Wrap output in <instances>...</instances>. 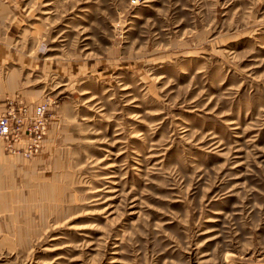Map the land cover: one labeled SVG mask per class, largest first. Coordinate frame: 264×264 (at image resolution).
<instances>
[{"label":"rangeland","instance_id":"1","mask_svg":"<svg viewBox=\"0 0 264 264\" xmlns=\"http://www.w3.org/2000/svg\"><path fill=\"white\" fill-rule=\"evenodd\" d=\"M3 2L0 264H264V0Z\"/></svg>","mask_w":264,"mask_h":264},{"label":"built area","instance_id":"2","mask_svg":"<svg viewBox=\"0 0 264 264\" xmlns=\"http://www.w3.org/2000/svg\"><path fill=\"white\" fill-rule=\"evenodd\" d=\"M51 106L50 96L36 102L23 101L18 95L6 96L5 109L0 113V139L4 149L13 152L15 146L19 147L24 142L27 151L23 155L31 157L36 154L41 148L44 134L49 131L48 112Z\"/></svg>","mask_w":264,"mask_h":264},{"label":"crops","instance_id":"3","mask_svg":"<svg viewBox=\"0 0 264 264\" xmlns=\"http://www.w3.org/2000/svg\"><path fill=\"white\" fill-rule=\"evenodd\" d=\"M3 1L4 0H0V7H2V5L4 3ZM21 34H23V32ZM15 80H16L15 76H5V78H2L0 76V99L7 91H9L10 88H12L14 85H17V82H15ZM3 107H2V104L0 103V110L5 109V105ZM48 135L50 138V132L49 131H48ZM1 154L2 153L0 151V157H1Z\"/></svg>","mask_w":264,"mask_h":264},{"label":"bare ground","instance_id":"4","mask_svg":"<svg viewBox=\"0 0 264 264\" xmlns=\"http://www.w3.org/2000/svg\"><path fill=\"white\" fill-rule=\"evenodd\" d=\"M24 126H26V124L24 125ZM47 132H48V130H47ZM24 137V136H23ZM24 139V138H23ZM24 141V140H23ZM43 142H44V140H43ZM3 145V144H2ZM3 149H4V146H3ZM4 151H6L8 154H11V155H19V156H21V157H24V158H30V157H25L24 155H23V153L25 152V151H27V147H26V145H24V146H15L14 147V151L13 152H9V151H7V150H5L4 149Z\"/></svg>","mask_w":264,"mask_h":264}]
</instances>
